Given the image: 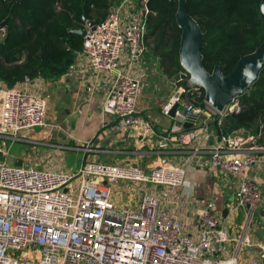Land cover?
<instances>
[{
	"label": "built area",
	"instance_id": "obj_1",
	"mask_svg": "<svg viewBox=\"0 0 264 264\" xmlns=\"http://www.w3.org/2000/svg\"><path fill=\"white\" fill-rule=\"evenodd\" d=\"M149 1L120 0L105 20H86L81 59L71 70L88 65L94 84H107L99 111L103 129L109 128L121 142L135 138L140 148L148 146L146 153L158 154L159 145L169 143L173 161L143 167L140 159L130 157L93 159L73 173L11 164L2 158L8 154L7 140L12 145L35 127L46 126L48 101L41 77H26L12 87L0 82V264H264V252L239 260L244 247L254 245L249 236L252 214L264 204V177L257 181L244 170L251 165L264 168V153H233L243 143L259 149L261 134L244 137L236 130L210 143L216 134L206 127L208 121L222 124L240 110L239 100L215 109L181 70L160 106L172 119L170 128L158 131L142 113ZM4 30L0 28L1 36ZM193 114L198 115L194 126L185 129ZM96 148V153L106 151ZM201 154L208 155L210 166L240 176L229 214L245 209L241 224H230L232 219L224 218L211 200L198 210L194 204L188 207L198 215L192 231L178 214L187 167L203 166ZM133 182L149 187L136 186L129 201L112 195L111 186L116 185L117 198H124ZM134 196L138 199L132 203ZM229 251L230 256L213 257Z\"/></svg>",
	"mask_w": 264,
	"mask_h": 264
},
{
	"label": "trees",
	"instance_id": "obj_2",
	"mask_svg": "<svg viewBox=\"0 0 264 264\" xmlns=\"http://www.w3.org/2000/svg\"><path fill=\"white\" fill-rule=\"evenodd\" d=\"M119 1L0 0V28L5 27L0 36V82L12 87L26 77L58 81L83 49V36L69 29L83 28L84 17L92 23L105 20L109 8ZM260 2L187 0V11L206 32L202 53L207 70L219 64L229 74L242 55L254 51L262 42L264 15ZM177 5V0H152L145 34L147 53L171 77L184 70L179 59ZM4 21L6 25L2 26ZM237 99L242 105L240 110L226 116L222 124L212 122L216 136L221 139L246 129L254 135L261 134L260 141L264 142V68L250 91Z\"/></svg>",
	"mask_w": 264,
	"mask_h": 264
},
{
	"label": "crops",
	"instance_id": "obj_3",
	"mask_svg": "<svg viewBox=\"0 0 264 264\" xmlns=\"http://www.w3.org/2000/svg\"><path fill=\"white\" fill-rule=\"evenodd\" d=\"M78 59L76 61L77 63L81 58ZM79 67L78 70L65 74L58 81L45 82L44 94L48 88L47 85L50 88H55L59 106L63 110L61 114L55 116L58 117V121L53 119L47 122L50 125L49 130H55L56 134L54 133L53 136L49 138L45 136L43 137L44 140H37L32 137L33 135L30 134L31 131H29L27 137L20 142L37 145L31 147L34 153L33 157H27L25 155L27 151L20 150L12 155L9 163L15 164L16 160L21 159L23 162L22 165L32 163L36 164V166L41 169L47 168L73 173L85 160H87V152H92L94 150L92 148L97 147L96 149L106 150L104 153L116 149L121 151L120 154L129 152L127 144L132 138L124 142L118 141L115 138V134L112 133L109 128L103 129L101 127L99 111L107 84L95 85L91 68L85 64ZM69 100H71L70 107ZM141 107L143 115L153 119L154 126L158 131L166 129L169 125L171 126V117L163 115L161 113V107L151 110L148 113L144 110L142 105ZM202 117L204 116H200L197 123L200 122ZM211 124L212 122L208 121L206 125L210 130L213 129ZM57 134L59 136H55ZM237 134L246 137L248 134L251 135L252 133L246 129H239L237 130ZM24 135L26 136V134ZM217 138V136H212L209 142L213 143ZM14 144L10 145V147L8 146V154H10ZM121 144L122 147H117V145ZM258 145L260 146L259 149H252L250 143H243L240 150L233 151V153L239 155L253 153L254 151L257 153H264V142L258 140ZM170 147L171 144L169 143L160 144L159 148L160 151H162L158 154L148 153V155L145 150L141 149L136 150L134 153L138 154L141 160H147L146 165L151 164L153 166L159 163H165L170 159L173 161V157H171V152L169 151ZM67 149L79 151V158L77 161L74 159L73 162L71 160L72 155H70L71 162H65L66 160L64 158L67 159L69 156L66 153ZM52 153L56 154V157H58L55 160L56 163L49 159ZM201 157L206 162L203 166L189 165L187 167L185 184L182 189L179 190V196H182L181 198L184 204L181 207H177L178 214L182 217L186 227L192 231L198 222V215L189 211L188 207L194 204L197 206L196 209L198 210L211 200L215 203L219 213H221L224 218L228 215V218L232 219L230 224H241L246 216L245 209L238 208L233 214H229V211L236 204L235 192L240 176L228 174L217 167L210 166L207 162L208 155L201 154ZM175 161H177L176 163H180L179 160H174V162ZM244 173L257 181H262L264 177V168L259 165H251L244 170ZM182 190L183 194L181 193ZM117 196L119 195L114 196L117 200L122 201V199H125L122 197L117 198ZM251 226L249 236L254 245L252 247H244L239 254V260L242 261L261 255L264 252V204L254 209ZM231 254L232 252L229 251V253L221 254V257H227Z\"/></svg>",
	"mask_w": 264,
	"mask_h": 264
},
{
	"label": "water",
	"instance_id": "obj_4",
	"mask_svg": "<svg viewBox=\"0 0 264 264\" xmlns=\"http://www.w3.org/2000/svg\"><path fill=\"white\" fill-rule=\"evenodd\" d=\"M177 10L175 21L181 31L179 45L180 64L190 75V82L193 86L203 90L205 100L215 109L221 111L229 105L234 99L250 91L258 80L261 71L264 68V39L250 53L242 55L238 60L236 67L229 74L224 73L223 65H215L212 71L204 66V57L202 49L205 46L206 32L202 30L198 20L187 11V0H177ZM148 7L152 8V0ZM260 10L264 15V0L260 2ZM84 20L87 19L84 17ZM90 24H93L89 21ZM6 25V21L2 26ZM70 32H76L85 35L86 30L69 29ZM77 57V53H74ZM176 107L171 111L174 114ZM198 115L193 114L183 126L190 129L194 126ZM22 160L18 159L15 164L22 165Z\"/></svg>",
	"mask_w": 264,
	"mask_h": 264
},
{
	"label": "rangeland",
	"instance_id": "obj_5",
	"mask_svg": "<svg viewBox=\"0 0 264 264\" xmlns=\"http://www.w3.org/2000/svg\"><path fill=\"white\" fill-rule=\"evenodd\" d=\"M1 36V35H0ZM73 65V64H72ZM71 65V66H72ZM71 66L69 68V72H72L73 70H71ZM145 74H144V81H143V85H142V91H141V98H140V104L143 106L144 110L147 111V113L151 110H155L157 108L160 107V105L167 99V97L169 96V94L172 92L173 88L175 87V77H171L169 76L165 71L164 68H162L159 65V61L157 59H153L151 55H149L147 53V46H146V55H145ZM67 73V74H68ZM42 78V77H41ZM43 79V78H42ZM44 80V79H43ZM46 83L49 81L44 80ZM47 90L45 92V96L47 98L48 101V120H55L58 121V114L62 113V108H60L58 100H57V93L55 92V88H50L47 85ZM70 103L71 100H69V107H70ZM68 107V106H67ZM52 122V121H51ZM50 122V123H51ZM50 125L47 124L44 127H35L34 129L30 130L33 136V138H36L37 140H44L43 137H52L53 134H56V131H50L49 130ZM29 132L26 133V136L24 135V137H27V134ZM55 136H59L58 134ZM61 136V135H60ZM7 145L10 147L11 145V141L8 139L7 140ZM33 146H37L36 144H31V143H25V142H16V144L13 145L12 150L10 151V154L8 155H2V158L6 159L8 162H10L12 155L17 151H27L25 153V155L28 156H32L33 157V151L31 149V147ZM117 147H122L121 145H117ZM116 147V148H117ZM128 150L129 152H125L124 154H120L121 151L119 150H114V151H108V153H104V152H100V153H96L93 151L91 152H87V160H101V161H105V160H112V161H117L118 159L120 160L121 158H126V157H130V158H137L139 157L138 154H135L134 152L138 149L141 150H148L147 147H143L140 148L139 144L136 142L135 138H132V140H130V142H128L127 144ZM66 153L69 155L68 158H64L66 161L65 162H71V160L74 162V159L77 161L79 158V151H74V150H70L67 149ZM148 154V152L146 153ZM70 155H72V158L70 160ZM149 155V154H148ZM57 155L52 153L49 157L50 161H54L58 158L56 157ZM74 156V157H73ZM98 157V159H97ZM69 159V160H68ZM138 159H140V164L143 165V167H146L147 164V160H141V157H139ZM56 163V162H55ZM158 164V163H157ZM160 164V163H159ZM78 178H75V181H77ZM140 184V182H133L130 187L127 190V194L124 195L123 197L125 199H127V201L131 200L130 197V193L132 191V189H134L136 186H138ZM146 186L147 188L149 187L147 184H142L139 186ZM112 195H119L118 191H117V186L116 185H112ZM138 198L137 196H134L132 198V203L134 201H136ZM125 201V200H122ZM252 227V226H251ZM264 234V232H263ZM213 257H221V253H217L216 255H213Z\"/></svg>",
	"mask_w": 264,
	"mask_h": 264
}]
</instances>
